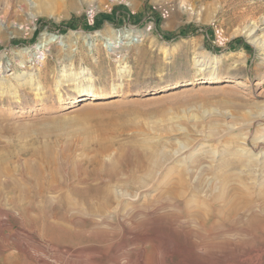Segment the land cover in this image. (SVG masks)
Returning a JSON list of instances; mask_svg holds the SVG:
<instances>
[{"label": "rangeland", "instance_id": "374dc122", "mask_svg": "<svg viewBox=\"0 0 264 264\" xmlns=\"http://www.w3.org/2000/svg\"><path fill=\"white\" fill-rule=\"evenodd\" d=\"M250 29L264 37V0H0V182H24L49 147L48 181L115 195L109 230H89L72 195L81 234L20 238L12 264H172L176 250L181 264H264V49ZM201 51L215 61L197 65ZM212 72L222 81L202 82ZM89 88L106 96L61 102ZM130 211L147 217L128 228L115 214Z\"/></svg>", "mask_w": 264, "mask_h": 264}, {"label": "bare ground", "instance_id": "6f19581e", "mask_svg": "<svg viewBox=\"0 0 264 264\" xmlns=\"http://www.w3.org/2000/svg\"><path fill=\"white\" fill-rule=\"evenodd\" d=\"M247 34L251 39L250 42L256 44L261 49H264V37L261 40L254 38L251 29L248 30ZM135 36L136 35H134V33L131 31H127L125 34H121L119 37L116 36L115 38L110 35L107 39V43L110 44L108 46V49L114 51L118 46L117 43L121 42V39H125L124 41H122V44H125L128 43V40L130 42L134 39L136 40V38H134ZM51 37L54 36L51 35L48 40L52 39ZM194 58L196 60L197 65L206 66L209 63H213L216 57L212 54H209L207 51H201L196 54ZM84 74L90 73L85 71ZM77 77H79V74H75L73 76V78ZM230 78L231 77H229V79ZM220 80V76L217 73L212 72L211 75L207 78H204L202 82L207 84H213L219 82ZM235 82L239 86H246L245 82L241 78L235 79ZM105 96L106 95L100 92H93V90L89 88L87 90L82 89L78 98L72 97L71 99H68L66 101L62 99V101H60L75 104L82 100H99ZM108 147L109 144H100L99 152H105ZM118 152L119 154H121L122 148H119ZM32 154L34 155V157H32V160L30 159L29 162H27L25 168L23 169L22 178L24 179V182L16 179L8 180L7 182L3 183L0 182V264H12L13 260L15 259L14 257L16 256L15 251H23V249L19 246L20 238H30L36 241L40 237H47L46 231L48 229L51 231L52 237H54L56 234L64 236H68L70 234L78 235L77 233L81 234V230L79 229L80 231H78L76 229V222L73 218L70 217V214H68L67 212L68 208L70 207V203L73 201L70 200L72 195L78 198L79 201L77 200V203H80L81 206L85 207L86 213L89 215L88 217H90L88 218L91 221V227H89V230L91 229L94 232L97 230L104 231L108 228L110 229V227L112 226L109 223V219L111 218V216H113L112 214H114V212L110 211V207L114 202L113 197L115 195L112 194L111 189L99 185H85L82 187L76 185H71L67 187L55 185L48 181L47 175H49V180L50 178L57 177L56 175L58 174L59 164L57 163L58 158L56 152L49 151L48 147L46 151H44L43 149V151L40 152L36 148L32 150ZM8 162L9 158L7 156H4V154L0 156V177L2 174H6L11 171L9 165H7ZM46 168L50 169L49 171H51V173L49 172V174H47ZM18 178H20V176ZM77 206L78 205H76V207ZM233 207V205L230 206V209ZM78 208L80 209L82 207ZM70 209L73 210L71 207ZM130 212L125 214L123 212L121 216L119 213L115 214L118 216V218L120 217V219H118L119 221H121L122 218L123 223L128 225V228L135 227L138 224V221H142L147 217L146 213H142V215H136ZM79 214L82 213L80 212ZM15 224H17V228H14ZM124 224L120 225L123 231H125L126 229V225L124 226ZM115 230H119V228ZM128 234L131 233L128 232ZM148 240L151 239L148 238ZM148 240L147 237L142 238L139 237L137 234H133L132 244H136L138 246L141 245V247H143L145 246V244H147V242H149ZM136 245L133 246L135 247ZM176 251V259L173 261L172 264H181L180 252H178L179 250ZM142 257L143 255L141 256L140 254H137L136 259L138 262L135 264H145L142 260ZM114 263L116 264V262Z\"/></svg>", "mask_w": 264, "mask_h": 264}, {"label": "trees", "instance_id": "16d2710c", "mask_svg": "<svg viewBox=\"0 0 264 264\" xmlns=\"http://www.w3.org/2000/svg\"><path fill=\"white\" fill-rule=\"evenodd\" d=\"M65 23H66L67 26H71L72 21L71 20L70 21H66ZM183 33L185 34V32H183Z\"/></svg>", "mask_w": 264, "mask_h": 264}]
</instances>
